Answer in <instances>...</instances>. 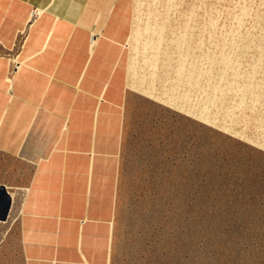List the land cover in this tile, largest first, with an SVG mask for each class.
<instances>
[{
	"label": "rangeland",
	"instance_id": "1",
	"mask_svg": "<svg viewBox=\"0 0 264 264\" xmlns=\"http://www.w3.org/2000/svg\"><path fill=\"white\" fill-rule=\"evenodd\" d=\"M137 25L112 264H264V0H136ZM162 25L150 67L143 41L160 39ZM180 45L195 68L189 83L176 78ZM143 75L159 99L141 92ZM29 175L0 152L13 204L0 214V264H23Z\"/></svg>",
	"mask_w": 264,
	"mask_h": 264
},
{
	"label": "crops",
	"instance_id": "2",
	"mask_svg": "<svg viewBox=\"0 0 264 264\" xmlns=\"http://www.w3.org/2000/svg\"><path fill=\"white\" fill-rule=\"evenodd\" d=\"M135 12L136 0H0V152L30 167L23 264H112Z\"/></svg>",
	"mask_w": 264,
	"mask_h": 264
},
{
	"label": "bare ground",
	"instance_id": "3",
	"mask_svg": "<svg viewBox=\"0 0 264 264\" xmlns=\"http://www.w3.org/2000/svg\"><path fill=\"white\" fill-rule=\"evenodd\" d=\"M162 28L159 29V34H160V39L157 38V36H152L150 37L151 39L149 40L148 38L143 41V45H142V50L143 52H145L147 50V48H150V50L152 51V55L150 57H147L146 55H144V57L146 58L145 61V65H149L150 67H157L158 64H159V61H158V56L161 52V48L160 46H162V35L163 34V31H165V27L164 25L161 26ZM146 30H149V25L147 26ZM139 28H138V25L133 27V30H132V35H131V39H130V44L131 42H134L136 41V43L139 42V38H137L138 34H139ZM154 38V39H152ZM183 45H180L179 48H178V60H179V65H178V70H176V74H177V80L179 82H184V83H189L191 81V78L193 77V74L195 72V68H191V71H189V69L187 68V54H190V51H188L186 48V46L183 48L182 47ZM138 47V46H136ZM135 47V50H137ZM136 58L133 56L132 58V61L130 62L129 64V86L131 87H134V85L136 84V79H137V76H138V73L136 71ZM145 77L146 75H143L140 77V81H141V87H140V90L142 93H146L147 95H150L154 98H160L159 95H157L153 89V87L151 86H148L146 88V85L144 86V81H145ZM164 99V98H162ZM164 101H167V102H171L173 104H176L175 101H172L170 99H167V100H164ZM7 189L8 186L3 184L1 187H0V206H2L5 202H6V197L2 195L1 192H3L4 194H6L4 191H5V188ZM12 195V193L10 192V196ZM6 210H7V206H6ZM6 213V211H5ZM4 214V213H3Z\"/></svg>",
	"mask_w": 264,
	"mask_h": 264
},
{
	"label": "built area",
	"instance_id": "4",
	"mask_svg": "<svg viewBox=\"0 0 264 264\" xmlns=\"http://www.w3.org/2000/svg\"><path fill=\"white\" fill-rule=\"evenodd\" d=\"M38 12L37 11H35V14H37ZM21 33V32H20ZM23 33V32H22ZM12 66H13V70L14 71H17V69L21 66V63L19 62V61H17V60H12Z\"/></svg>",
	"mask_w": 264,
	"mask_h": 264
}]
</instances>
